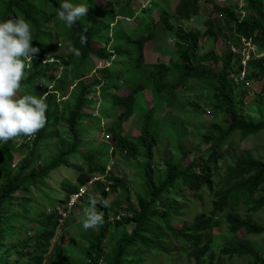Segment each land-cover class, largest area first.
Here are the masks:
<instances>
[{
  "label": "trees",
  "instance_id": "16d2710c",
  "mask_svg": "<svg viewBox=\"0 0 264 264\" xmlns=\"http://www.w3.org/2000/svg\"><path fill=\"white\" fill-rule=\"evenodd\" d=\"M59 1L63 2V0H0V22L18 17L30 22L34 30L32 42L37 44L39 52L44 55L46 50L58 49L57 43L53 42L54 35L45 24L50 20L53 24L55 22L60 24L56 15ZM157 1L160 5L159 11L151 17L149 15L147 26L164 25L165 29L159 33L158 38L165 34L174 40L175 57L173 54L167 57L170 65L176 70L172 78L167 75L166 63L157 61L156 64L145 65L141 62L143 71L140 66L136 74L134 73L136 70L131 72L129 86H125L123 76L125 71H122V91L126 89V92L115 90L119 85L105 84L109 78L107 68L112 67L106 64L113 58V53L105 51L102 46L92 48L90 42L92 28L82 19L71 28L63 29L61 26L54 33L66 36L69 42L65 44V49L75 47L80 51L79 56L69 53L66 49L64 57L49 55L57 56L55 62H46L43 66L40 65V58L33 57L32 65L26 70L28 76L21 84V87H24L21 96L31 94L40 97L48 93L47 123L29 142V148L15 167H11L10 163L16 138L10 139L7 143L0 141V207L7 201L17 202L20 199L19 204L28 210L32 190L36 192L34 187H39L53 169L64 165L67 170L77 171L80 164L75 163L72 155L67 154L71 149L80 151L77 155L86 164L87 172L77 171L75 184L66 180L61 181L60 188L65 193L64 198L75 191L93 170H103L100 159L106 153H117L125 159L135 160L137 150L141 148L145 160L143 164L138 163L137 166L141 168V176L146 181L148 193H137V205H131L125 178L113 172H106L104 176L105 180L109 181L108 190H104L102 184L96 181L98 196H90L98 199L96 207L102 210L104 222L92 229L83 228L87 235L82 236V244L76 243L72 248H55L54 255L57 257L62 254L63 264H98L100 257H102L100 263L103 264H153L151 255H155L156 258L170 257L168 264H176L172 258L181 253L184 254V261L179 264H264V251L260 249L256 238H264V222L255 218L264 210V156L253 157L251 153L244 152L241 156L235 157L232 164L226 166L217 187L213 176V171L218 168L228 150V147L225 148L228 140L236 133L240 138H245L263 131L264 118L253 120L244 112V98L249 89L244 85L231 83L229 70L233 69L229 68H234L239 58L229 50H225L220 56L213 51L200 54L203 48L201 33L198 30H187L173 20V17L176 20H188L197 15L201 0H148L149 14L153 8L150 3ZM224 1L226 0H211L212 8L222 15V22L216 25L210 20L207 21L206 32H209L212 42L219 36L231 41L227 39L229 35H225V31H229L237 50L240 49L238 44L241 38H251L258 48L264 50V0H247L246 5L241 7L242 10L229 9L227 4L223 5ZM116 7H119L122 14L114 13ZM116 7L107 13L113 17L122 15V20L131 18L135 12L132 0H117ZM82 33L87 36V43L83 45L80 43ZM42 39L44 42L40 41ZM150 39H153L151 32L137 35L136 40L139 44L136 50L140 61L142 43ZM102 62H105V66L96 68ZM263 62L264 59L259 58L257 72L258 77L263 78L264 89ZM60 63L66 66L73 65L70 79L66 72L60 73L54 79L53 72L58 70ZM219 63V68H216ZM252 70V66L246 68V80L257 78L253 76ZM85 72L89 74L85 75ZM187 79L207 83L212 93L205 98L210 103L200 104L197 97L186 103L177 101V94L184 90L186 87L184 82ZM193 89L202 91V88ZM263 89L249 104L262 101ZM145 91L150 93L148 95L150 101H143L145 111L138 116L140 118L137 122L138 133L121 134L113 125L132 119L135 115L133 106L136 94ZM97 99H101L100 102L106 99L109 106L113 107V113L102 114L101 107H96ZM161 103L165 104L164 110L166 107L181 112L180 120H185L189 110L192 115L202 117L206 104L212 106L214 113L219 109L222 111L223 124L215 121L199 122L200 127L206 128L202 138L210 143L211 154L216 152L213 164H209L213 157L209 161H204L203 158L185 160L188 151L181 143L185 129L178 126L170 112L161 117L159 131L169 134L173 139L171 150L179 158L173 160L174 154L168 153L167 157H161L164 163L162 172L158 174L153 171L152 159L157 151L158 138L152 116L156 106ZM90 109L98 110V115H93ZM89 122L90 132L103 130L108 134L110 141L106 144L97 140L95 142H100L98 148H89L85 151L81 150L85 142L81 140V129L83 133L87 131ZM61 128L70 131L72 137L60 138ZM56 137L57 142L61 143V150L59 149L50 161L43 163L40 160V150H46L48 142L54 141ZM115 188H122V198H118L122 201V208L126 212L132 211V214L123 215L119 220L114 219L118 239L115 247L105 252L102 243L110 222L103 201L107 200L106 196ZM17 191L18 195L15 194ZM90 197L86 200L87 205L80 206L83 213L89 206ZM58 202L61 203L59 211L65 203L64 199H59ZM73 209L68 211L69 216ZM0 217H3V214L0 213ZM58 218L57 210L56 212L49 210L46 216L40 219L37 227L39 230L35 231L33 237L27 233L20 236L23 224L11 228L10 235L15 234L13 236H17V239L10 247L26 244V240L31 238L34 253L40 256L46 254L54 229L59 225ZM173 221L178 225H173ZM73 222L75 220L71 223ZM126 224L132 225L130 230ZM6 233V227L0 228V264H8L9 255L5 254L3 249ZM68 258L71 260L68 261Z\"/></svg>",
  "mask_w": 264,
  "mask_h": 264
},
{
  "label": "rangeland",
  "instance_id": "374dc122",
  "mask_svg": "<svg viewBox=\"0 0 264 264\" xmlns=\"http://www.w3.org/2000/svg\"><path fill=\"white\" fill-rule=\"evenodd\" d=\"M73 4H86L89 7L87 15L82 17L81 19L85 22L87 26H90L92 28V36L90 38V42L92 45V48H99V46H102V48L105 49V51L116 53L113 55V58L108 61V65H112V67L107 68V72L109 73V78L106 81L105 84L109 86H118L115 90L122 91V69L126 65V61H122V50L125 54L132 57L134 63H139L140 66H142L143 71V64L145 65H151L156 64L157 61H160L161 63H166V66L168 68L167 75L169 78H172L173 75L176 73V70L170 65V63L167 60V57H169L170 54H173L175 57L176 54V48L174 46V40L168 38L165 34H163L160 38H158L159 33H162L164 31V25L160 24H151L147 26L149 15L156 14L157 11H159V3L157 2H151L152 10L149 14L148 11V0H132V7L134 8L135 12L132 14V17L129 18L130 20H122V15H114L110 16L107 11L113 10L116 7L117 0H93V2H89V0H70ZM1 3V2H0ZM61 2L59 1L56 8H58L59 4ZM247 0H226L223 2L224 4H227L229 9H236V10H242V6L246 5ZM57 10V9H56ZM114 13L116 14H122V11L119 10V7H116L114 9ZM95 16V17H94ZM222 15L219 11L214 10L212 8V2L211 0H201L200 1V9L197 15L192 17L188 20H176L173 17V20L181 24L185 29L187 30H198L201 35V44L203 45L202 52L200 54H203V52L207 51H213L217 55L220 56L221 53H223L225 50L231 51L232 48L236 49L237 45L233 43L232 33L229 31H225V35H229V40H226L223 36H219L214 42H212V38L209 35V32H206L207 28V21H212L213 24H218L222 22ZM169 19V18H168ZM59 20V19H58ZM59 23H52V21H47L45 24V27L50 29L51 33L54 35L53 42L57 43V50H46L44 55H41L39 52L34 57L39 56L41 59L40 65H45L44 59L49 55L56 54L57 56H65L66 55V49L65 44H67L69 41L66 36H63L62 34L58 36L57 34H54L58 28L61 26L63 29L66 27L62 21ZM141 27V30H140ZM32 29V34H33ZM147 32H151L153 35V39L147 40L142 43L141 46V59L140 61L138 59V53H137V45L139 44V41H137V35L138 34H146ZM158 38V39H157ZM33 39V38H32ZM36 39V37L34 38ZM41 42H44V40H40ZM243 41V38L240 39V43L238 46L241 45ZM60 43V45L58 44ZM32 45L34 47H37V44L32 42ZM260 51H264L255 43V46L253 50L248 54L249 56V63L247 64V68H253L252 74L253 76H256L257 78L253 77L250 78V80L240 79V71L237 67V64L233 69V71H230L229 78L231 80L232 84H238V85H244L248 87L249 92L246 93V96L244 98L245 106H244V112L250 115V117L253 120H259L264 118V93L262 96V101L255 102L254 104H249L252 98L261 91L262 84H263V78L258 77L259 73L257 72L258 68V60L260 56L263 54ZM53 52V53H51ZM41 56V57H40ZM54 56V55H53ZM57 56H55L57 58ZM116 56V57H115ZM253 56V57H252ZM49 61H54L53 59H49ZM250 62H253L251 66L249 65ZM209 64V62H207ZM254 64V65H253ZM60 66L57 68L58 70L53 72V75H55L56 79L60 73L66 72L68 75V79L71 78L70 76V70L73 67L72 64L63 65L62 63L59 64ZM264 65V62H263ZM105 66V62H102L101 65L96 66V68H102ZM220 63L216 68H219ZM138 72L135 71L136 74ZM59 73V74H58ZM85 75H88L89 72H85ZM92 74V73H91ZM125 86H129L131 81L130 79V73H123ZM185 88L184 90L180 91L179 94H177V101H182L186 103V101L193 100L194 98H199V103H210L207 102L206 96H210L212 93V90L207 86V83L200 82V81H192V80H185ZM73 87V85H71ZM24 87H21L20 91L17 94V98L22 95V90ZM28 88V87H27ZM25 88V89H27ZM50 88V87H49ZM193 88H202V91H197ZM31 89L34 91V88L31 87ZM115 90H113L115 92ZM264 90V89H263ZM127 90L124 89L122 92H126ZM150 93L148 91L139 92L136 94L137 98L134 101V116L132 119L128 121H120L116 122L113 127L116 130H119L121 134L130 133L132 135H135L139 131V126L137 122L140 118H138L139 115L144 114L145 108L143 101H150V96H148ZM144 95V96H143ZM98 97L99 94H98ZM101 99L96 100V107H101V113L104 115L112 114L113 113V107H110L109 102H107L106 99H103V102H100ZM109 106V107H108ZM165 104L161 103L159 106H156V110L154 112V115L152 116L155 122V128L157 131V151L154 153V157L152 159L153 162V171L155 173L160 174L163 170L164 163L161 159V157H167L168 153H172L173 160H176L179 158V156L171 150V147L173 146V139L170 137L167 133H161L159 131L160 127V119L163 115H166L167 113H171V115L175 118L176 123L179 127H182L185 129V133L182 136L181 143L182 146L188 151L185 155V160L190 161L192 159L196 158H203L204 161H209L211 157V161H209V164H213L214 158L216 157V152L211 154L210 143L207 142L202 138V133L206 131L205 127H200L199 122H219L223 124V116L221 114V110L217 113L213 112V108L210 105H205L204 113L202 114V117L200 116H194L192 115L191 110L187 111L186 115L187 117L185 120H180L177 109L174 108H166L164 110ZM84 108H82L83 110ZM95 112V110H92ZM98 113V110H97ZM100 113V115H101ZM112 127V128H113ZM91 124L89 122L88 124V130L83 133V129H81V140L83 141H97L103 143H109V136L107 133L102 131H94L90 132ZM93 133H97L94 135ZM59 137L60 138H71L72 134L67 129H59ZM93 140V141H92ZM56 141V142H55ZM97 142V143H100ZM61 143L57 142V137L54 141H49L47 144L46 150H40V160L43 163H46L51 160L52 156L58 153L60 149ZM94 146L96 147V143H94ZM228 147L227 152H225L222 161L218 164V168H216L213 171L214 181L216 183V187L219 185V181L222 177V175L225 172V168L228 164H232V160H234L235 157L241 156L244 152H249L253 157H261L264 156V130L260 131L255 134H250L249 136L245 138H240L239 134H234L227 142L225 148ZM88 148H90L88 144ZM93 149V148H91ZM95 149V148H94ZM165 149L164 151H162ZM61 150V149H60ZM17 149L15 154H13V157H15L17 153ZM87 151V150H85ZM68 156L72 155V160L75 163L80 164L77 171L80 170L82 172H87L86 164L79 158L77 154H80V151H71L67 153ZM145 160V157L142 154V149L137 150V155L135 157V160L133 159H125L123 156L117 154V153H106V155L102 156L100 159V163L103 167L102 171L93 170L91 174H96L92 179H97L95 181L102 182L103 177L105 178L106 172H113L115 175L125 178V185L128 188V196L131 202V205H137L136 204V194L137 193H148V187L146 184V181L141 176V168L138 165L143 164ZM95 163V162H94ZM100 175V177L98 176ZM76 176L77 172L74 170H67V167L64 165H59L55 169H53L50 172V175L48 178L39 186L34 187L36 190V193L34 190H32L31 197V209L28 210L22 207L20 204H16V202L7 201L3 207H0V213L3 214V217H0V228L6 227L7 233L4 236V239H11L12 241L4 240L3 249L5 250V254H8V264H13L17 262L16 264H63L62 263V254H59V256L54 255L55 248H72L73 245L76 243L82 244V236L85 234L87 235L86 231L83 230L82 227V211L80 209V206L87 205L86 200L90 196H97L98 195V189L95 186V188H88L87 194L82 196L80 199V202L75 206V208L72 210V213L70 214L69 218H66L64 222L54 229V234L51 237L49 241V246L47 247L46 254L40 256L36 253H34V249L31 247V241L33 239L29 238L26 240V244L22 243L18 247H10L13 241L16 240L17 236H13L15 234L10 235L9 231L11 228H15V226L19 224H23V229L20 230V236L22 237L25 233L30 236L35 235V231L39 230L38 225L40 223V219L42 218V215H36V210L41 208L44 211H53L56 212L61 206V203L58 202L61 196H65L64 191L60 188V184L62 180H66L72 184L76 183ZM86 184H83L82 186H85ZM18 192H16L17 194ZM122 198V188H119L115 193L109 192L106 196V199L108 201V205L106 206L105 213L108 215V221L109 226L107 228L105 237L103 239V249L105 252L112 250L115 247L116 240L118 239L117 235L118 233L115 230V223H113L114 218L113 216L122 213L123 215H131L132 211H125L122 208V201L118 198ZM98 200V199H97ZM104 205V204H103ZM89 207V206H88ZM124 207V206H123ZM98 211H102L101 209H97ZM21 213H19V212ZM10 217H13V219H10ZM256 219L264 222V210H261L259 215L255 217ZM72 220H75V222L71 223ZM119 220V219H116ZM173 225H178L177 222H172ZM126 227L128 230L131 229V224H126ZM218 232V231H217ZM258 239V244L260 246V249L264 251V238L256 237ZM30 245V246H29ZM102 257L98 259V264L100 263ZM155 255H151L150 259H152L153 264H168V262L171 260L170 257L165 256H159L155 259ZM71 259L68 258V261ZM172 260H175L176 264H179L184 261V254L174 255Z\"/></svg>",
  "mask_w": 264,
  "mask_h": 264
},
{
  "label": "clouds",
  "instance_id": "9594fccd",
  "mask_svg": "<svg viewBox=\"0 0 264 264\" xmlns=\"http://www.w3.org/2000/svg\"><path fill=\"white\" fill-rule=\"evenodd\" d=\"M88 10L89 7L86 4H73L70 0H63L57 8L56 15L66 27L71 28L79 19L87 15ZM126 20L130 19L127 18ZM32 41V25L24 18H10L0 22V141L7 143L13 138H16L15 140H17L15 146L12 148V153L15 154L17 149L18 154L13 157L10 163L11 167L16 166L18 161L29 148V142L37 136V133L42 130L47 123V111L49 107L46 102L48 95L47 92L40 97L25 94L17 98V94L21 89L22 81L28 76L26 70L32 65L33 57L40 51L39 48L32 45ZM80 43L82 45L87 43V36L83 33L80 35ZM67 51L77 56L80 55V51L75 47H70ZM115 53L116 51L113 55ZM34 58L37 59L39 56ZM49 59L55 60V57L47 56L44 59V63L50 62ZM262 59H264V57H262ZM122 61L127 62L122 69V71H125L124 73L131 74L133 70L139 71L140 64L132 63V57H128L123 50ZM92 110L93 109H90L89 111L97 116V110L94 109L95 112ZM101 131L103 132V130ZM93 142L96 143V147L94 146V143L87 140L82 144L81 150L89 149L88 144L90 148H98L99 143L95 141ZM95 175L96 174H91L83 183L79 184L75 191L69 193L66 198L63 196L60 197V199H64L65 204L63 208L59 211L57 210V213H59V223H62L63 220L69 217L68 211L71 208H75L80 202L81 197L87 194L88 188H95V180L97 179H92ZM98 176L100 177V175ZM89 180H91L90 183H88ZM86 183L87 185L84 186V192L80 194L73 205L69 206L68 202L70 201L72 194L77 192L79 187ZM99 183L102 184L104 190H108L109 181H106L104 177L102 182ZM117 190L118 189L115 188L110 192L115 193ZM17 192V194L15 193L16 195L19 194V191ZM20 202L21 200L18 199L16 204L18 205ZM30 203L31 201L29 202V210L32 208ZM103 204L106 207L108 201H103ZM96 205L97 200L90 197L89 207L83 213L84 218L82 220V227L85 230L95 228L104 222L103 212L98 211ZM47 213L48 211H44L41 208L36 210V215H42V218L46 216ZM63 213L65 214L63 215ZM121 216L122 213H118L113 217L120 219ZM9 240L12 241L11 239ZM15 241H13V243H15Z\"/></svg>",
  "mask_w": 264,
  "mask_h": 264
},
{
  "label": "built area",
  "instance_id": "2783aa9c",
  "mask_svg": "<svg viewBox=\"0 0 264 264\" xmlns=\"http://www.w3.org/2000/svg\"><path fill=\"white\" fill-rule=\"evenodd\" d=\"M255 44L252 42L251 38H243V41L241 43V45L239 46V50L232 48L231 52L233 54H235L238 58V64L237 67L240 71V79H245L246 80V68H247V64L249 63V56L248 54L251 52V50H253ZM253 57V56H252ZM264 57V54H262L260 56V58ZM91 180L88 181V183H90ZM85 190L84 186H80L79 190L75 193L72 194L70 201L68 202V205L71 206L75 203V201L78 199V197L80 196L81 193H83ZM65 213H63L64 215Z\"/></svg>",
  "mask_w": 264,
  "mask_h": 264
},
{
  "label": "crops",
  "instance_id": "0c3cea01",
  "mask_svg": "<svg viewBox=\"0 0 264 264\" xmlns=\"http://www.w3.org/2000/svg\"><path fill=\"white\" fill-rule=\"evenodd\" d=\"M109 51V50H108Z\"/></svg>",
  "mask_w": 264,
  "mask_h": 264
}]
</instances>
